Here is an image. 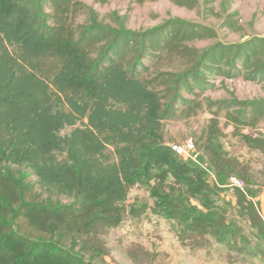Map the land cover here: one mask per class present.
<instances>
[{"label":"trees","instance_id":"16d2710c","mask_svg":"<svg viewBox=\"0 0 264 264\" xmlns=\"http://www.w3.org/2000/svg\"><path fill=\"white\" fill-rule=\"evenodd\" d=\"M84 1L0 0V264H109L104 237L122 222L135 186L147 188L154 212L177 222L183 238L247 246L228 219L237 209L264 252L259 190L225 150L217 118L224 111L264 154V135L242 133L264 120V98L208 100L217 111L202 141L215 182L165 141V120L196 115L213 77L264 82V36L199 49L190 43L217 38L209 26L170 19L134 31L126 16L105 23ZM163 60L171 69L152 70ZM222 176L244 184L232 186L235 206L221 196L231 188Z\"/></svg>","mask_w":264,"mask_h":264},{"label":"rangeland","instance_id":"374dc122","mask_svg":"<svg viewBox=\"0 0 264 264\" xmlns=\"http://www.w3.org/2000/svg\"><path fill=\"white\" fill-rule=\"evenodd\" d=\"M206 0H198L194 9L180 7L170 0L136 3L134 0H111L106 4L86 0L84 3L99 14L105 23H113L114 18L126 16L128 28L134 31H145L170 19H180L191 23L209 26L215 30L216 39H201L190 43V46L205 49L217 42H242L254 36H264V0H216L207 5ZM208 8H212L211 10ZM83 14L80 22L86 21ZM236 21L234 27L228 25L229 20ZM167 60L152 67V70L171 69ZM179 63L172 64L173 67ZM215 88L202 92L197 98L203 102V108L196 115L186 117L184 113L165 120V141L167 144L184 143L191 139L195 143V151L183 158L201 165L206 169L210 182L217 181L214 170L203 152V131L209 128L216 114L217 106L209 107L208 100L218 102L238 98L253 100L264 98V82H253L243 77L224 79L213 77ZM187 97L192 95L186 94ZM219 127L222 132V143L228 155L238 159L249 170L259 190L256 201L260 202L264 215V154L249 148L237 135L234 127L228 122L224 111L218 112ZM72 128L62 131L67 134ZM242 133L253 136L264 135V120L255 128H244ZM225 186L231 188L223 191L221 196L230 200L235 206V197L231 178L222 176ZM125 214L122 222L105 237L109 264H264V252L257 249L256 230L238 212L232 209L228 219L238 225L249 240L242 242L219 243L214 236L183 238L181 226L167 220L154 212V200L147 188L135 186L131 188L123 203ZM250 243V244H249Z\"/></svg>","mask_w":264,"mask_h":264},{"label":"built area","instance_id":"2783aa9c","mask_svg":"<svg viewBox=\"0 0 264 264\" xmlns=\"http://www.w3.org/2000/svg\"><path fill=\"white\" fill-rule=\"evenodd\" d=\"M170 147L173 151H175L178 155L185 156L190 155L195 151V143L193 140L189 139L184 143H173L170 144ZM231 185L234 187H239L241 189L244 188L243 182L237 177H231Z\"/></svg>","mask_w":264,"mask_h":264}]
</instances>
